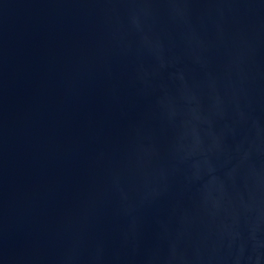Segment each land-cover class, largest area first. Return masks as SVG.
I'll use <instances>...</instances> for the list:
<instances>
[{
	"label": "water",
	"instance_id": "95a60500",
	"mask_svg": "<svg viewBox=\"0 0 264 264\" xmlns=\"http://www.w3.org/2000/svg\"><path fill=\"white\" fill-rule=\"evenodd\" d=\"M0 264H264V0H0Z\"/></svg>",
	"mask_w": 264,
	"mask_h": 264
}]
</instances>
